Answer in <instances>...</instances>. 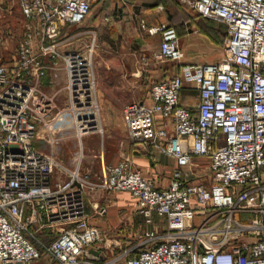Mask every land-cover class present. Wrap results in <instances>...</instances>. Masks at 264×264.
Returning <instances> with one entry per match:
<instances>
[{
	"label": "built area",
	"instance_id": "1",
	"mask_svg": "<svg viewBox=\"0 0 264 264\" xmlns=\"http://www.w3.org/2000/svg\"><path fill=\"white\" fill-rule=\"evenodd\" d=\"M96 1L20 0L29 26L10 63L0 60V264H264V0H184L226 25L222 58L154 80L149 100L123 106L132 148L175 159L166 186L128 158L94 177L82 147L74 166L63 165L67 176L54 180L60 163L34 144L41 130L56 146L71 131L79 142L102 131L96 39L75 47L65 34ZM149 31L161 42L142 57L141 72L182 60L175 26ZM61 71L65 83L56 87ZM186 80L197 85L195 106L180 102ZM96 190L129 191L147 222L157 214L164 223L115 252L109 231L90 222L89 204L106 213L88 201Z\"/></svg>",
	"mask_w": 264,
	"mask_h": 264
},
{
	"label": "crops",
	"instance_id": "2",
	"mask_svg": "<svg viewBox=\"0 0 264 264\" xmlns=\"http://www.w3.org/2000/svg\"><path fill=\"white\" fill-rule=\"evenodd\" d=\"M98 1L102 2L103 5L100 7L101 11L97 16L93 15V17H91L89 20L88 18L90 16L87 17L85 23L82 25L65 28V34L72 36L71 41L73 46L79 47L82 44H87L92 40V37H95L97 50L99 45L98 35L103 24H116L112 17H121V15L124 13L136 15V13L140 12L143 14L144 18H146L143 19V22L145 23L144 27L146 28L147 33L151 36L160 35L158 44H156V47L153 48L154 51L159 48V44L161 42V33L158 32L153 34L149 31V28L159 26L162 23H170L177 27L179 31L180 44L182 50L184 51V57L181 61H157L152 63L145 72H141L139 70V67L137 66L139 64L138 59H126L123 61L118 60L115 62H113V60L109 61L110 63L108 61H104L108 65V71L104 73H102L100 69V67L103 65L101 62H99L97 64L96 72L98 74V99L100 98V100L104 102L107 101L108 97L106 96V89L108 79L113 82L110 84V86L113 88V90H115L117 95V99L115 101L116 106L114 109L111 108L110 111L118 113L121 110V107L123 108L126 103L133 100H149L151 88V85L149 88V84L153 83V79H160L171 74L183 72L186 65L211 63L219 61L222 58L221 57L218 59L217 54L213 53L214 49L212 45L214 44V41L210 38V34H208L206 30H204L205 32L202 34L198 33V35H196L194 32L187 31L189 27L188 19L184 20L182 26H179L178 21H176L173 16V13H175L174 9L177 10V8L175 5L173 6L171 4L170 0H97L96 3ZM1 9L4 11V13L3 17H1V21L3 22L0 24V30L1 32H5L2 34V37L4 39V43L6 42L9 47L14 48V39L19 41L22 38L29 26V21L21 10L20 0H0V10ZM15 11L19 12L23 17L21 36H17L12 28V22L16 18ZM201 17L204 16L201 15ZM154 51L150 52L153 53ZM14 56L15 51L13 57ZM2 62L7 65L10 63V61ZM162 62H172V64L170 63L165 66ZM143 80L144 84L142 83ZM48 81L51 82L52 79H49ZM57 81L61 84L65 83V73L63 71L59 72ZM148 88L149 90L147 91ZM140 96L142 97L140 98ZM198 101L199 91L197 89V85L193 81L186 80L180 93V102L185 105L195 106L197 105ZM106 109L107 108H105L104 111H106ZM100 116L101 127H103V124H107V128H109L111 131V129L116 126L112 121L108 124L106 120L110 118V116L104 114L102 124V115ZM116 117V123L122 127L124 131V137L120 138V140H112L110 134L107 140L103 138L102 147H98V144L94 142L95 137H93V134L97 132L85 135L81 139V142L78 141V143L76 142L74 145L73 141L75 142V140H78V138L71 131L63 135L59 146L63 145L64 148L62 153L58 154L56 150L59 148V146H56L55 143L48 141L46 135L47 133L41 130L34 141L36 148L42 152L53 154L60 163L56 166L52 178L54 180H59L67 176V170H65L63 165L67 167L74 166L82 147V165L84 168L92 169L94 177L102 175L106 165L116 164L119 161L128 158L131 160L132 168L140 169L145 175L155 179L158 185L166 186L173 175L174 169L176 168L175 159L164 154L150 155L145 151H137L133 149L129 140L128 128L123 119V115L122 121L119 116L116 115ZM112 137H114V135H112ZM47 145H50L51 149L49 151H46L43 148ZM87 159L88 161H99L100 159L102 163L100 165L96 163V165L89 167L86 164ZM205 166H196L197 172H204L201 169H205ZM128 196L135 199L129 191L96 190L91 192L88 196V201L97 200L101 205L105 206L106 215H102L104 217L96 215L92 204H89L88 211L91 217L90 222L104 228V224H107L111 219V209L124 206V203L127 202L126 199ZM135 201L137 200L135 199ZM108 208H110L109 211ZM142 215L145 217L143 213ZM147 223L151 225L148 228H159V226H161L164 222L160 216L153 214V222ZM41 236L43 239H46L43 234H41ZM35 264H39V262L36 261Z\"/></svg>",
	"mask_w": 264,
	"mask_h": 264
},
{
	"label": "rangeland",
	"instance_id": "3",
	"mask_svg": "<svg viewBox=\"0 0 264 264\" xmlns=\"http://www.w3.org/2000/svg\"><path fill=\"white\" fill-rule=\"evenodd\" d=\"M170 1L171 4L173 6L175 5V7L177 8V10L174 9L175 13H173V16L175 20L178 21L179 26H182L184 20L188 19L189 27L187 31L194 32L196 35H198V33L202 34L203 32H205L204 30H206V32L210 34V38L214 41V44L212 45L214 49L213 53L217 54L218 59L221 58L224 53V47L226 42V29H227L226 25L215 19L201 17L199 12L196 9H194L187 1L184 0H170ZM102 5H103L102 2L100 1L95 3L92 12L89 15L90 17L88 16L89 17L88 20L91 17H93V15L97 16L100 13L101 11L100 7ZM3 13L4 11L1 9L0 24L3 22L1 21V17H3ZM15 14H16V18L12 22V28L17 36L19 35L21 36L23 17L17 11H15ZM112 18L113 21L116 22V24L115 23L103 24L98 35L99 45L94 55L96 72H97V64L99 62H101L103 65L100 67L101 72L104 73L108 71V67H107L108 65L104 61L109 62L114 60L113 62H115L118 60L123 61L126 59H136V60L138 59L139 64L137 66L139 67L142 61V57L145 55H151L152 54L151 52L154 51L153 48H155L156 44H158L159 42L160 35L151 36L150 34L147 33L146 28L143 26L145 25L143 19L146 18H144L142 13L139 12L136 13V15L124 13L123 15H121V17L115 16ZM3 33L5 32H1L0 30V37H2ZM14 41H15L14 48L9 47V45H7L6 42L4 43V41L3 42L0 41L1 61H11L13 59V54L14 51L16 52L17 44H18V40L14 39ZM170 63L172 64V62H165L163 65L167 66ZM96 76L98 82L97 73ZM112 83L113 82H111V80L108 79L107 89H106V96L108 97L107 101L104 102L99 98L100 115H102V124H103V114H104L110 116V118H108L106 122L109 124L112 121L116 126H114L110 131V129L107 128L106 126L107 124H103L102 127L103 133L102 131H98L97 133L93 134V137H95L94 142L98 144V147L103 146V138L107 140L110 134L112 140L113 139L120 140V138L124 137L123 136L124 131L122 127L116 123V118H117L116 115L119 116V118L122 121V107L118 113L110 111L111 108L114 109V107L116 106L115 101L117 99L115 90H113V88L110 86V84ZM142 83L144 84V80L142 81ZM58 85L56 87H61L63 83L62 84L59 83ZM150 85L151 84H149V88ZM52 88L53 87L49 89L52 90ZM149 88L147 89V91L149 90ZM141 97L142 96H140V98ZM64 100H65V92L59 96L57 100V104L61 106L64 103ZM105 108H107L106 111H104ZM112 135H114V137H112ZM76 142L78 143L77 139L75 140V142L73 141V144L75 145ZM43 148L46 151H49L51 149L50 145H47ZM63 148H64L63 145L59 146V148L56 150L57 153L58 154L62 153ZM89 161H93V162H89ZM89 161L88 159L86 160V164L89 167L96 165V163L98 165L102 163L100 159L99 161L96 160H89ZM201 164L207 165V160H203ZM126 201L127 202L124 203V206L111 209V215H110L111 219L107 224L106 223L104 224V229L106 231H109L107 237L115 241L116 244V246L114 247L115 252L129 249L135 245H138L140 242H142L144 231L151 226L146 222L145 217L140 212L137 201H135V199L133 198H130L129 196L126 199ZM109 210L110 208H108V211ZM100 217H104V216L101 215Z\"/></svg>",
	"mask_w": 264,
	"mask_h": 264
},
{
	"label": "trees",
	"instance_id": "4",
	"mask_svg": "<svg viewBox=\"0 0 264 264\" xmlns=\"http://www.w3.org/2000/svg\"><path fill=\"white\" fill-rule=\"evenodd\" d=\"M209 19H212V18H209ZM174 26V25H173ZM175 28L177 29V27L175 26ZM177 31H178V29H177ZM178 34H179V31H178Z\"/></svg>",
	"mask_w": 264,
	"mask_h": 264
},
{
	"label": "water",
	"instance_id": "5",
	"mask_svg": "<svg viewBox=\"0 0 264 264\" xmlns=\"http://www.w3.org/2000/svg\"><path fill=\"white\" fill-rule=\"evenodd\" d=\"M93 253H96V252L93 251Z\"/></svg>",
	"mask_w": 264,
	"mask_h": 264
}]
</instances>
